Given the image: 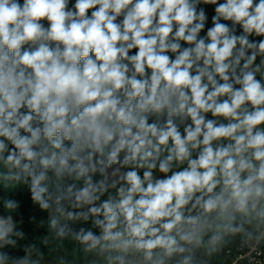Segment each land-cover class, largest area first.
I'll return each mask as SVG.
<instances>
[{"label":"clouds","instance_id":"clouds-1","mask_svg":"<svg viewBox=\"0 0 264 264\" xmlns=\"http://www.w3.org/2000/svg\"><path fill=\"white\" fill-rule=\"evenodd\" d=\"M0 186V264H264V0H0Z\"/></svg>","mask_w":264,"mask_h":264},{"label":"trees","instance_id":"trees-1","mask_svg":"<svg viewBox=\"0 0 264 264\" xmlns=\"http://www.w3.org/2000/svg\"><path fill=\"white\" fill-rule=\"evenodd\" d=\"M23 2V0H21V3ZM72 2L74 3V0H72ZM221 2H223V0H221ZM199 7H203L206 11L207 14V21H206V26H205V30L201 33V35H205L206 31L208 28L212 27V17L215 15L214 12V5H204L201 4ZM224 23H230V22H225V21H221ZM253 39H259L256 37H253ZM186 46V45H185ZM208 118H210L209 114H208ZM4 199H16L18 201H30V195L27 191V189H18V190H6L4 189L2 186H0V215L4 214V208H3V200ZM14 217L16 219H23V223L27 221V223L29 224V229L28 230H23L25 231V233L28 236V241H32L34 237H37L38 234H43L46 232L47 230V226L46 224L39 228L37 227V225L39 224L40 220H45L46 221V216L44 214L39 213L35 208H33L31 206V204L29 203L28 205L26 204H22L21 209L16 212L13 213ZM32 215H36L37 219L36 222H30L29 221V217ZM23 223L21 224V228L23 229ZM37 243V246L41 248V250L44 253L48 252L47 257H45L46 259L48 258H54L58 255H63V254H69V258L75 257L77 264H83V260L82 258L77 254L74 253L72 250V246L70 244H66V253H62V252H58L56 250V242L55 245L52 249L48 250L49 245L47 247H44L42 245H40L39 243V239H36L35 241ZM25 243V241H21V244ZM51 243V240H50ZM2 251H6L9 252L11 256L15 257V256H22L24 253L23 251H17L14 249H3ZM34 258H35V254H34ZM220 260L223 261V264H225L226 262V256L219 258ZM215 264V262H214Z\"/></svg>","mask_w":264,"mask_h":264},{"label":"rangeland","instance_id":"rangeland-1","mask_svg":"<svg viewBox=\"0 0 264 264\" xmlns=\"http://www.w3.org/2000/svg\"><path fill=\"white\" fill-rule=\"evenodd\" d=\"M209 116H210V118H212L211 117V114H209ZM29 203H30V201H21V204L28 205ZM28 229H29V224L26 221V222L23 223V230H28ZM54 245H55V242L54 241H51L48 250L52 249L54 247ZM47 255H48V252L45 253V257H47Z\"/></svg>","mask_w":264,"mask_h":264},{"label":"built area","instance_id":"built-area-1","mask_svg":"<svg viewBox=\"0 0 264 264\" xmlns=\"http://www.w3.org/2000/svg\"><path fill=\"white\" fill-rule=\"evenodd\" d=\"M237 244H239V241H237L236 244H233V245L231 246V253H230V254H235V252L241 250V249H239V248L237 247ZM243 251H247V249L245 248V249H243ZM253 255H255V253H253ZM229 258H230L229 256H226V262H225V264H228V260H229Z\"/></svg>","mask_w":264,"mask_h":264}]
</instances>
